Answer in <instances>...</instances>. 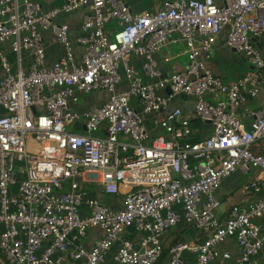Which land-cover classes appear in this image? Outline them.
Listing matches in <instances>:
<instances>
[{"label": "built area", "instance_id": "2783aa9c", "mask_svg": "<svg viewBox=\"0 0 264 264\" xmlns=\"http://www.w3.org/2000/svg\"><path fill=\"white\" fill-rule=\"evenodd\" d=\"M221 35L250 64L231 82ZM263 45L264 0H0L1 264H158L181 224L162 264H264Z\"/></svg>", "mask_w": 264, "mask_h": 264}, {"label": "rangeland", "instance_id": "374dc122", "mask_svg": "<svg viewBox=\"0 0 264 264\" xmlns=\"http://www.w3.org/2000/svg\"><path fill=\"white\" fill-rule=\"evenodd\" d=\"M55 2V0H51ZM128 4H130L134 9L137 11H145V10H154L161 6L163 0H125ZM6 47L3 46V53L7 56L8 59H12L14 57V54L12 53L11 49H5ZM185 47H178V48H171V53L173 55H178L182 50H184ZM163 51H167L168 48H163ZM262 53L264 54V46L262 47ZM179 59L186 63L187 56H183L182 58L179 56ZM247 61L242 58V56L237 52H232L231 50L223 49L221 51H217L214 57L210 61V66L213 68V70L216 73H219L221 76H223V79L225 81H230L233 79H236L238 75L240 74V71L245 68L247 69ZM1 74V73H0ZM93 97V94L89 95V98L91 99ZM261 104L264 105V85L261 88V92L259 96L251 103L249 106L257 107ZM245 109V106L241 108L239 111V115L243 114ZM69 131L78 132V133H84L83 129L79 124H74L68 128ZM24 165V164H23ZM253 172H251L252 174ZM247 178L243 175H240L239 173H236L234 175H231L229 178L224 180V184H230L229 186H232L233 184L241 185ZM223 184V186H224ZM223 186L220 190L216 192V194L220 193V195H224V189ZM241 191L237 188L236 192L233 195L232 199H226L221 206V210H224L230 205L232 202L235 201H242ZM111 196L107 194H100L98 195V198L102 202H109L108 200L111 199ZM232 197V196H231ZM163 262H159V264H162Z\"/></svg>", "mask_w": 264, "mask_h": 264}, {"label": "crops", "instance_id": "0c3cea01", "mask_svg": "<svg viewBox=\"0 0 264 264\" xmlns=\"http://www.w3.org/2000/svg\"><path fill=\"white\" fill-rule=\"evenodd\" d=\"M39 1H41L42 2V4H43V6L45 7V8H50V7H52V6H54V5H59L61 2H62V0H55V2H53V1H51V0H39ZM217 2H221L222 0H216ZM136 10V9H135ZM137 11V10H136ZM138 12H141V11H138ZM224 40H225V35H221L220 37H219V39H218V41L216 42V44L214 45V55L216 54V52L217 51H221V50H223V49H227L225 46H224ZM264 46V45H263ZM58 47V49H59V45H57V44H54V46H53V48H50V49H54V48H57ZM227 50H229V49H227ZM232 51V50H231ZM232 52H235V51H232ZM50 54V53H49ZM214 55L212 56V58L214 57ZM241 55V54H240ZM242 56V55H241ZM55 57V55L54 56H52V58H54ZM211 58V59H212ZM242 58L243 59H245L243 56H242ZM211 59L209 60V66H210V61H211ZM246 60V59H245ZM247 61V60H246ZM247 69H245V68H243L241 71H240V74L238 75V77L236 78V79H238L240 76H242L243 75V73L245 72V71H247L248 69H250V64L248 63V61H247ZM211 67V66H210ZM212 68V67H211ZM212 70H213V68H212ZM214 71V70H213ZM214 73L215 74H217V75H219V76H221L219 73H216L215 71H214ZM222 78H223V76H221ZM236 79H233V80H230V81H228V82H231V81H234V80H236ZM252 103V102H251ZM250 103V104H251ZM261 105H263V104H261ZM260 105V106H261ZM259 105L257 106V107H260ZM256 107V108H257ZM255 108V107H254ZM194 126L196 127V128H199V129H204V128H210V126H208V124H205V123H201V122H195L194 123ZM196 137H201L200 136V134L197 136L196 135ZM225 182H223V184H224ZM230 184L228 183V184H224V186H223V189L225 190L224 191V193H226V194H224L223 196H224V201L226 200V199H232L233 198V195H234V193L236 192V190H237V188L240 190V186L241 185H238V184H233L232 186H229ZM232 196V197H231ZM243 197V196H242ZM111 198V197H110ZM112 199V198H111ZM111 199H109L108 201L109 202H107V203H110L111 202ZM243 200L242 201H236V202H243L244 201V198H242ZM233 203V202H232ZM231 203V204H232ZM229 206V205H228ZM1 229V228H0ZM185 234H187L186 235V238H185V240L186 241H191L194 237H195V234H194V232L192 231V230H190V229H188L187 231H186V233ZM99 235V231L97 230V229H93V230H91L90 232H89V234L87 235V237H86V239H85V242H86V244L87 245H91L92 244V242H93V240H94V238L95 237H97ZM186 256L188 257V260L189 261H191V260H193V256L191 255V254H186ZM164 262V261H163Z\"/></svg>", "mask_w": 264, "mask_h": 264}, {"label": "trees", "instance_id": "16d2710c", "mask_svg": "<svg viewBox=\"0 0 264 264\" xmlns=\"http://www.w3.org/2000/svg\"><path fill=\"white\" fill-rule=\"evenodd\" d=\"M199 137H194L193 140H198ZM188 225L187 224H181L179 225L177 228L173 229L170 233H168L166 239H165V242H166V249H165V252H164V256L162 259H160L158 261V264L159 262H163L164 261V258L165 256L167 255V252H168V249H169V246L178 242V241H185V238H186V231L188 230ZM1 264V262H0Z\"/></svg>", "mask_w": 264, "mask_h": 264}, {"label": "water", "instance_id": "95a60500", "mask_svg": "<svg viewBox=\"0 0 264 264\" xmlns=\"http://www.w3.org/2000/svg\"><path fill=\"white\" fill-rule=\"evenodd\" d=\"M233 51H235V50H233ZM168 91H169V89H168ZM170 92V91H169Z\"/></svg>", "mask_w": 264, "mask_h": 264}]
</instances>
